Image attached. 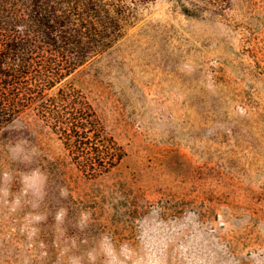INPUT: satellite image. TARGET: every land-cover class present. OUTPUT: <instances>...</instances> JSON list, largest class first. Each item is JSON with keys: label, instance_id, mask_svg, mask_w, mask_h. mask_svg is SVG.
Instances as JSON below:
<instances>
[{"label": "rangeland", "instance_id": "374dc122", "mask_svg": "<svg viewBox=\"0 0 264 264\" xmlns=\"http://www.w3.org/2000/svg\"><path fill=\"white\" fill-rule=\"evenodd\" d=\"M69 2V0H66ZM80 91L90 177L33 107L0 129V264H264V0H146Z\"/></svg>", "mask_w": 264, "mask_h": 264}, {"label": "trees", "instance_id": "16d2710c", "mask_svg": "<svg viewBox=\"0 0 264 264\" xmlns=\"http://www.w3.org/2000/svg\"><path fill=\"white\" fill-rule=\"evenodd\" d=\"M146 0H0V129L33 107L90 177L119 158L99 117L78 90L44 91L102 54Z\"/></svg>", "mask_w": 264, "mask_h": 264}]
</instances>
